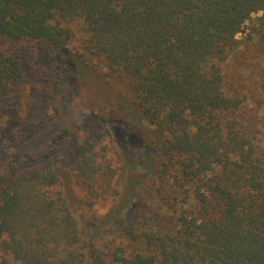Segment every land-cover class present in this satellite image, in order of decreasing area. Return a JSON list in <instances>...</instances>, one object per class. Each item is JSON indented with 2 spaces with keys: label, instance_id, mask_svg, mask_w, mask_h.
<instances>
[{
  "label": "trees",
  "instance_id": "1",
  "mask_svg": "<svg viewBox=\"0 0 264 264\" xmlns=\"http://www.w3.org/2000/svg\"><path fill=\"white\" fill-rule=\"evenodd\" d=\"M32 41L59 66L101 60L100 79L125 84L117 110L134 112L154 177L118 194L136 211L121 200L92 232L53 190L51 165L13 151L0 175V264H264V144L225 72L242 45L264 61V0H0V106L24 78L16 47ZM17 140L0 128V146ZM97 146L86 142L76 162L89 205L105 166Z\"/></svg>",
  "mask_w": 264,
  "mask_h": 264
},
{
  "label": "rangeland",
  "instance_id": "2",
  "mask_svg": "<svg viewBox=\"0 0 264 264\" xmlns=\"http://www.w3.org/2000/svg\"><path fill=\"white\" fill-rule=\"evenodd\" d=\"M70 27L74 36L65 45L74 54L82 53L84 25L76 21ZM16 53L23 58L24 78L11 100L0 106V128L17 135L18 140L0 146V175L13 151L49 163L55 179L53 190L64 193L80 224L94 232L122 200L118 194L127 197L141 185H149L154 177L151 149L143 146V130L134 112L125 111L127 116H123L117 110L125 84L112 82L109 88L100 79L108 73L101 60L66 61L62 66L53 63L55 50L42 42H24L16 47ZM258 53L254 45H242L228 60L225 72L230 94L237 91L249 96L247 112L258 123V140L264 144V61L258 59ZM94 140L97 150L104 151L105 166L96 180L99 197L89 205L91 198L77 178L76 162L79 149ZM120 155L130 161L125 181ZM120 204L118 208L128 216L138 209L136 201L131 205L126 198ZM8 261L13 263L11 257Z\"/></svg>",
  "mask_w": 264,
  "mask_h": 264
}]
</instances>
